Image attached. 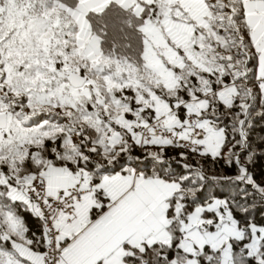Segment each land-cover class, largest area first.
<instances>
[{
	"label": "snow or ice",
	"instance_id": "snow-or-ice-1",
	"mask_svg": "<svg viewBox=\"0 0 264 264\" xmlns=\"http://www.w3.org/2000/svg\"><path fill=\"white\" fill-rule=\"evenodd\" d=\"M259 120L264 0H0V264H264Z\"/></svg>",
	"mask_w": 264,
	"mask_h": 264
},
{
	"label": "trees",
	"instance_id": "trees-1",
	"mask_svg": "<svg viewBox=\"0 0 264 264\" xmlns=\"http://www.w3.org/2000/svg\"><path fill=\"white\" fill-rule=\"evenodd\" d=\"M231 141H229V144ZM262 143H264V120H259L257 122H254V127L251 129V137H250V149L249 150H256L259 149L261 152H264V147H261ZM225 153L228 151V147L226 146L224 149ZM244 155H247L245 153ZM195 159H199L198 157ZM255 163L251 168V171L255 174V178L257 180L264 179V155H260L254 158ZM205 169L204 171L206 173L212 174V175H234L235 170H229L225 167H223V164L221 161L215 162L214 170L211 168L212 161H205ZM251 191V189H249ZM264 214L258 211L256 213L257 220L260 219V216Z\"/></svg>",
	"mask_w": 264,
	"mask_h": 264
}]
</instances>
